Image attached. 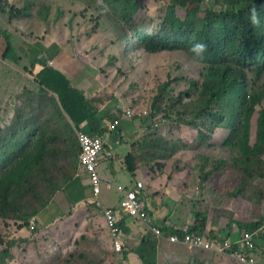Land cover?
Segmentation results:
<instances>
[{"label":"rangeland","instance_id":"1","mask_svg":"<svg viewBox=\"0 0 264 264\" xmlns=\"http://www.w3.org/2000/svg\"><path fill=\"white\" fill-rule=\"evenodd\" d=\"M4 1L12 6L6 11L3 10L6 6ZM170 1L140 0L142 9L135 16L137 27L142 30L150 28L153 31L157 30L168 14ZM216 2L217 0H207L204 10ZM183 15L185 12L181 11L180 16ZM122 17L121 9L110 6L105 0H0V50H5L10 40L16 48L27 41L40 42L52 49L58 45L61 52L73 55L80 69L87 72L88 81L92 78L103 80L106 98L110 101V108L114 114H121L125 109H130L134 114L130 119L139 124L142 132V136L137 138L138 142L151 134L152 136L159 134L178 144V152L172 158L167 160L156 158L159 161L149 163L150 166L146 168L148 173L164 178L162 187L169 181H175L178 185V194L185 198L181 202L189 205L188 208L192 207L193 212L206 214L208 223H214L213 230L220 231V237L229 238L232 234L238 236L242 229L240 224L264 219V200L262 203L256 201L260 198L261 191H264V179L257 180L256 185L252 183L256 188H247L245 195L234 196L246 175L239 169L240 167L237 169L234 165L233 157L240 152L238 146L236 144L232 146L228 140L234 133L233 125L242 119V113H238V109L235 112L234 109L227 108V119L223 124H217L211 135L208 130L201 132L197 125H188L187 121L192 118L193 111L190 108L195 105L187 104L185 101H190L187 96L191 93H187L185 99L176 101L168 99L166 93L179 98L182 92L190 90L192 82L203 84L206 62L198 60L190 53L186 49L188 46L177 50L148 52L132 39L134 31L126 25L123 26ZM124 34L127 35L126 39H123ZM2 64L1 61L0 65ZM86 68L89 72L85 70ZM7 69L8 72L0 70L4 86L2 88L8 86V90H4L3 108L9 99L7 93H12V96L21 95L24 88L31 83L22 75L18 80L17 75L11 73V67ZM19 70L24 69L20 67ZM30 74L34 80L38 76L33 72ZM11 76L14 78L13 85L10 82ZM166 85L171 87L168 88ZM25 104L26 102H22L24 110L30 113L28 110L30 107L26 108ZM48 107L49 104L44 101L42 106L36 108L35 119L39 114L46 113ZM263 109L264 106H258L252 120L253 149L256 148L258 141V122ZM2 112L0 111V126L6 119L1 115ZM22 112L15 118V122L18 123ZM30 117L33 118L34 114ZM123 117L127 120L125 116ZM32 124L33 121L21 127L26 125L29 127ZM4 129L7 131V126ZM166 148L168 151L171 150L169 147ZM156 152L157 149L155 154ZM137 156L143 163L150 158L148 151ZM75 158L76 156L71 155L68 159L72 179L79 173ZM135 159L137 161V157ZM222 161H226L223 166ZM211 172L213 174L210 178L205 179L204 175ZM54 177L58 180L60 191L68 188L70 182L66 180L64 182L61 174ZM128 177L133 179L131 175ZM147 181H150V178H147ZM105 191L109 192L110 201L113 203L120 201L119 194L106 189ZM75 193L78 199L85 196V190L79 187ZM249 198H252V201H249ZM88 205L90 206L88 214L86 209L82 208L74 217L69 213L60 212L61 216L58 219L55 217L54 206L46 209L48 204L43 209H46L45 211L35 215L39 223L36 230L26 226L20 227L21 221L0 214V262L62 264L59 261L68 258L67 264H120L121 253L109 249V237L96 229L97 220L101 216L98 208L91 203ZM90 225L96 232L90 230ZM234 229H238L237 232L227 234ZM261 242L263 246L258 245L253 264H264V237ZM196 250L204 254L207 251L200 248ZM191 255L193 261L189 264H243L229 254H211L212 259H202L198 263L199 257L195 258V253ZM70 256L73 259H69ZM143 256L148 258H145L147 263L156 262V256L152 252H143Z\"/></svg>","mask_w":264,"mask_h":264},{"label":"trees","instance_id":"2","mask_svg":"<svg viewBox=\"0 0 264 264\" xmlns=\"http://www.w3.org/2000/svg\"><path fill=\"white\" fill-rule=\"evenodd\" d=\"M105 1L121 9L123 26L134 31L132 39L148 52L177 50L188 46L186 49L192 53L190 48L193 43L199 41L208 45L204 60H201L207 64L203 73L204 83L192 82L190 90L182 92L179 98L168 92L166 96L176 101L185 99L186 94L191 93L187 96L190 101L185 102L195 106L190 108L193 110L192 118L187 123L197 125L201 132L208 130L210 135L217 124L221 125L227 119V108L235 112L238 109V113H242L240 122L232 124L234 133L228 143L238 146L240 152L233 157L234 165L237 169L240 167L249 180L246 177L242 179L234 196L241 197L246 194L247 188H256L252 183L256 185L257 180L264 179V109L261 110L258 122L255 150L251 145L252 120L258 106H264V0H217L215 5L206 10L204 4L207 0H171L166 18L155 31L151 28L142 30L135 24V16L142 9L140 0ZM4 4V11L12 7L6 1ZM254 5L261 14L260 25H253L248 20V10ZM181 11L185 12L184 18L180 16ZM126 38L124 34L123 39ZM7 43L1 57L15 59L11 40ZM28 47L26 54L32 64H38L43 69L34 83L24 88L23 94L9 97L4 108L5 102L0 100V111H3L1 115L6 118L0 126V214L21 221L20 227L30 229L31 218L44 211L61 188L54 176L61 174L64 182L73 181L68 159L71 155L76 156L74 162L77 164L80 157L77 155L81 153L75 129L102 135L106 131L102 120L112 119V114L106 108L110 101L106 98V92L98 88L97 80L92 78L86 88L78 89L73 86L67 74L50 65L49 60H57L69 74H83L84 77L86 74L85 78L88 79L87 72L79 68L68 52H61L58 45L52 49L40 42L29 44ZM2 87L0 78V90ZM166 87L170 88L171 85ZM44 101L49 104L47 112L39 114L35 119L36 108L42 106ZM22 102H26V108L30 107V113L24 110ZM20 112L17 123L15 118ZM32 114L33 118L30 117ZM32 121V126L21 127ZM89 121H92L91 126ZM137 147L136 154L148 151V165L154 161L170 159L178 152L177 143L159 134L146 136L137 143ZM166 147L171 150L168 151ZM134 157L131 154L127 158L131 162V173L136 170L133 168L136 161ZM221 163L223 166L226 161ZM212 174L207 173L204 178L209 179ZM79 181L76 179V182ZM248 200L252 201V198ZM263 200L264 191H261L256 201L262 203ZM201 213L195 215L197 220L191 229L206 234L208 219L206 214ZM263 225L264 219L240 224V227L255 230ZM242 229L239 236L245 231ZM172 232L177 233L176 230ZM209 235L213 236V232H209ZM69 259H73L72 256ZM59 262L67 264L69 260L67 258Z\"/></svg>","mask_w":264,"mask_h":264},{"label":"crops","instance_id":"3","mask_svg":"<svg viewBox=\"0 0 264 264\" xmlns=\"http://www.w3.org/2000/svg\"><path fill=\"white\" fill-rule=\"evenodd\" d=\"M29 44H34V42L29 43L25 41L21 46L17 48L14 47L12 43V50L16 54V58L3 59L1 57V61L3 64L2 66L0 65L1 67L0 70L8 72L7 68L11 67V73L16 74L18 80L19 77L22 75V77L25 80L34 83V78L31 77L30 73L33 72L37 75L43 69V67L39 66L38 64L36 65L32 64L31 58L27 55L28 53L26 54V52L29 49L28 47ZM3 50L2 49L0 50L1 55L3 53ZM20 56L22 58H20ZM50 62H49L50 65L54 66L57 69L62 70L65 74L68 75L71 83L75 88L84 89L87 87L88 80L85 78L87 77L86 74H84L85 77L82 76L83 74L71 75L64 70L62 65L57 60ZM20 67H22L24 70L23 71L19 70ZM85 70L89 72L88 68H86ZM1 80L3 82V79ZM10 82L13 85L14 78L12 76ZM97 82H98L97 84L98 88L104 90L105 83L103 82V80L97 79ZM16 89H18V87H16ZM4 90H8V86L5 89L3 88L1 90L0 100L2 102H4V97H3ZM7 94H8V98L12 96V93H7ZM106 108H108L109 113L112 114V119L104 118L102 120L103 127H106V131L104 132V134H102V136L105 137L107 143L104 152L99 157V166H98L99 174L103 181L102 192L100 196L102 205L105 208L111 207L113 209H117L123 199V194L119 190V187L131 188L136 180L143 181L145 182L148 188L145 197L149 200L152 208V214L149 224L160 226L165 230V237L160 238L155 234V232L150 228L149 225L133 219H129L127 216H124L123 219L124 223L122 225V231H123L122 239L124 243V250L121 253L122 258L120 260V264H149L147 263L146 260L148 258L143 256V252L146 251L155 254L156 262L153 263L156 264H174L176 262L180 264H189L193 261V255L191 254L194 253H195V258L199 257L197 258V263L202 259H206V260L212 259L210 255L217 253L215 250H211V251L207 250L206 254H204L196 250L197 248H193L185 244L172 243L170 241V238L173 235H175L173 234L174 232H172V230H176L177 233H181V231L184 232V230L187 228H193L197 220L195 219L196 218L195 215L199 212L197 211L193 212L192 207L188 208L189 205L186 206V203L181 202L184 201L185 198L181 197L178 194V187H177L178 185L175 181H169L165 185V187H162V183H164L165 179L159 177V175L153 176L151 175V173L149 174L148 173L149 171H147L146 168L150 166V164L148 165L147 163H143L141 159H138L139 156H137L136 154V152L138 151L137 138L142 136L141 134L142 132L141 129H139L140 127L139 124L134 119H130L133 117L134 114H132V116L129 117L125 116L127 118L126 120L121 115L122 113L114 114L110 108V104H107ZM125 110H130V109H125ZM125 110H123V112H125ZM116 120H118L119 123L117 126L114 127L113 125ZM88 123L89 126H91L92 121H89ZM80 131H85L91 134L90 132H88V130L86 131V130L75 129V135L77 141H78V132ZM133 134H138V135L135 136ZM131 154L137 157V161L134 162V166H133V168H136L135 173H131L129 170V166L131 162L129 163L127 158ZM79 155L80 154H78L77 156ZM77 166H78L77 172L79 173L77 174V177L75 176L76 178L74 177L73 181L69 183L67 188L68 191L66 188L61 191L59 190L50 201L51 203H49V206H47L46 208L48 209L49 207L54 206L55 217H57L58 219L59 216H61L60 212L69 213L71 217H74V215L79 214L78 211H80L82 208L83 210L85 208L86 214H88L90 213L88 212L90 208L88 204L91 203L92 205H94L92 203L93 191L90 186L87 173L81 167L79 158L77 159L76 167ZM152 166L153 165H151V167ZM129 175L132 176L133 178L132 180L128 177ZM147 178H150V181H147ZM76 179L80 181L76 182ZM77 187L85 190L84 198L81 197L82 199H78V196L75 193V191H77ZM105 189L108 191H114L112 193L116 192L117 194H119L120 201L117 203H113L112 201H110L109 192L106 191L104 192ZM99 212L101 216L100 219L97 220L98 225L96 229L100 230L98 232L103 231V233L109 237L108 247L109 249L114 250L115 252L114 242L111 232L107 227L106 220L103 214L101 213L100 210ZM213 227H214V223L213 224L208 223L206 231L213 232L214 231ZM90 230L95 231L91 227V225H90ZM237 230L238 229L230 230L227 232V234L237 232ZM83 233L84 231L81 234ZM214 234L220 235L221 233L220 231H214L213 235ZM232 236L235 237L233 234ZM259 246H263L261 241H259ZM186 252H188L189 255L185 254Z\"/></svg>","mask_w":264,"mask_h":264},{"label":"built area","instance_id":"4","mask_svg":"<svg viewBox=\"0 0 264 264\" xmlns=\"http://www.w3.org/2000/svg\"><path fill=\"white\" fill-rule=\"evenodd\" d=\"M131 115V110H125L122 113V116L129 117ZM118 123L119 121L116 120L113 126H117ZM78 141L81 147L79 162L87 173L90 186L92 187V203L100 209L106 220L113 238L115 252L121 253L124 249L122 239L124 216L149 225L158 237L164 238L165 232L162 227L149 224L152 208L149 200L145 197L147 191L145 182L136 180L131 188L119 187V190L123 194V199L117 209L111 207L105 208L102 205L100 196L103 181L100 177L98 166L99 157L104 152L107 144L106 139L102 135H93L85 131H80L78 132ZM38 224V219L33 217L30 222V229L36 230ZM263 237L264 225L255 230L242 231L240 236H231L229 238H221L216 234L210 236L209 232L202 234L193 231L191 228H187L183 234L177 233L173 235L170 241L176 244H185L193 248L210 251L215 250L221 254H230L244 264H253L258 249L257 246Z\"/></svg>","mask_w":264,"mask_h":264},{"label":"clouds","instance_id":"5","mask_svg":"<svg viewBox=\"0 0 264 264\" xmlns=\"http://www.w3.org/2000/svg\"><path fill=\"white\" fill-rule=\"evenodd\" d=\"M248 20L253 25H260L261 24V14L257 12V9L254 6L249 8L248 10ZM208 50V45L204 42H195L191 45L190 51L194 54V56L198 60H204V54ZM148 189V188H147ZM95 205V204H94ZM96 206V205H95ZM99 209V208H98ZM100 210V209H99ZM124 250V249H123ZM123 252V251H122ZM121 252V253H122ZM117 253V252H116ZM219 253V252H217ZM119 254V253H118ZM221 254V253H219ZM226 255V254H223ZM230 255V254H229ZM235 258V257H234ZM240 261V260H239ZM241 262V261H240ZM242 263V262H241ZM244 264V263H243Z\"/></svg>","mask_w":264,"mask_h":264}]
</instances>
